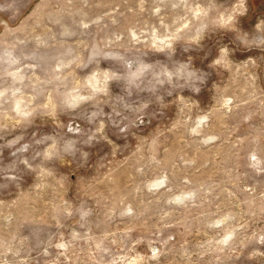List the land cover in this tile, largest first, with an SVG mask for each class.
<instances>
[{
  "label": "rangeland",
  "instance_id": "374dc122",
  "mask_svg": "<svg viewBox=\"0 0 264 264\" xmlns=\"http://www.w3.org/2000/svg\"><path fill=\"white\" fill-rule=\"evenodd\" d=\"M0 264H264V0H0Z\"/></svg>",
  "mask_w": 264,
  "mask_h": 264
}]
</instances>
